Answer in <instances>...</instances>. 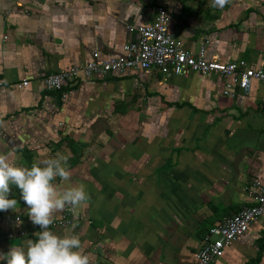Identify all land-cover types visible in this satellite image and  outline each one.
<instances>
[{
  "label": "crops",
  "instance_id": "0c3cea01",
  "mask_svg": "<svg viewBox=\"0 0 264 264\" xmlns=\"http://www.w3.org/2000/svg\"><path fill=\"white\" fill-rule=\"evenodd\" d=\"M160 1L0 0V153L22 167L68 157L70 183L84 184L90 199L79 227L50 231L77 234L90 264H196L209 229L251 205L246 188L264 182L259 83L248 95L236 89L226 97L217 75L153 69L99 77L66 100L46 92L45 75L81 65L95 51L122 53L138 39L128 27L151 23ZM168 10L171 31L192 52L207 39L210 61L264 69V0H229L222 8L171 0ZM26 78L30 85L18 88ZM10 192L16 209L0 218L12 227L13 216L24 214L30 231L16 241L1 237L0 249L26 251L39 229L20 190ZM220 260L264 264V217Z\"/></svg>",
  "mask_w": 264,
  "mask_h": 264
},
{
  "label": "built area",
  "instance_id": "2783aa9c",
  "mask_svg": "<svg viewBox=\"0 0 264 264\" xmlns=\"http://www.w3.org/2000/svg\"><path fill=\"white\" fill-rule=\"evenodd\" d=\"M16 2L22 0H14ZM31 1V0H27ZM171 0H161L155 9L151 23L140 26H129V32L137 34L138 39L123 46L122 53L104 57L95 51L91 58L81 65L50 73L44 76L45 90L60 94L66 100L69 92H62L64 87L74 88L80 84H93L99 77L113 74L125 75L130 72H149L153 69L163 74L188 77L192 73L217 75L223 81V95L234 97L236 89L243 94L251 93L256 83L264 87V69L250 67L245 60L215 62L208 59L210 41L205 39L199 50L194 53L179 39L170 28L171 16L168 6ZM30 85L26 78L18 85L23 89ZM252 204L239 212L228 216L221 223L209 229L202 247L195 255L196 264H215L225 256L226 250L245 236L250 227L264 217V182L255 180L246 188ZM0 218V236L10 241L27 237L29 226L24 214L13 216L12 227ZM75 228L81 220L65 208L60 217L54 218L50 229ZM7 226V227H6ZM39 230V225H35Z\"/></svg>",
  "mask_w": 264,
  "mask_h": 264
},
{
  "label": "clouds",
  "instance_id": "9594fccd",
  "mask_svg": "<svg viewBox=\"0 0 264 264\" xmlns=\"http://www.w3.org/2000/svg\"><path fill=\"white\" fill-rule=\"evenodd\" d=\"M229 0H212V7L222 8ZM68 157L33 162L30 167L17 166L8 155L0 153V211L14 209L16 199H9L12 185L28 206L31 222L42 229L36 239L27 241V250L12 246L3 254L6 264H90V256L82 250L80 237L72 232L55 234L49 228L57 213L69 208L75 217L87 206L90 196L84 184L70 183ZM59 178L60 183H54ZM75 225H73V229Z\"/></svg>",
  "mask_w": 264,
  "mask_h": 264
},
{
  "label": "rangeland",
  "instance_id": "374dc122",
  "mask_svg": "<svg viewBox=\"0 0 264 264\" xmlns=\"http://www.w3.org/2000/svg\"><path fill=\"white\" fill-rule=\"evenodd\" d=\"M73 153V152H72ZM74 154V153H73ZM76 154H77V156H78V154H79V151H76ZM74 156H76V155H74ZM13 186V185H12ZM11 187V186H10ZM10 194H11V192L9 193V195H8V198H9V196H10ZM15 209L16 208H14V209H9V210H7V212H10L11 214H13L14 213V211H15ZM0 212H2V211H0ZM10 215V214H9ZM69 229V228H68ZM40 231V230H39ZM32 236H34L33 234H31V235H29V237H28V239L29 238H31ZM32 239V238H31ZM175 240V239H174ZM175 242H173L172 240L170 241V244H171V246L174 244ZM165 244V243H164ZM164 246V245H163ZM163 246H161L162 248H164ZM8 252H3V250H1L0 249V264H6V261L4 260V257L2 256L3 254H7ZM223 261L222 260H220L219 262H218V264H223L222 263ZM167 264H169V263H167ZM239 264H241V263H239Z\"/></svg>",
  "mask_w": 264,
  "mask_h": 264
},
{
  "label": "trees",
  "instance_id": "16d2710c",
  "mask_svg": "<svg viewBox=\"0 0 264 264\" xmlns=\"http://www.w3.org/2000/svg\"><path fill=\"white\" fill-rule=\"evenodd\" d=\"M78 86V85H77ZM75 88V87H74ZM72 88H69L68 86H66V87H64V89H63V91L62 92H69L70 90H71ZM47 93H49V94H55L54 92H48V91H46ZM73 153H74V155H76L77 156V154H76V151H72ZM2 213L0 212V215H1ZM2 236H0V238H1Z\"/></svg>",
  "mask_w": 264,
  "mask_h": 264
}]
</instances>
